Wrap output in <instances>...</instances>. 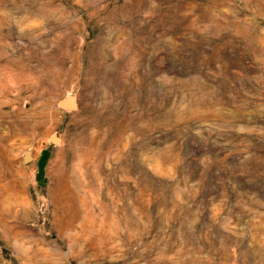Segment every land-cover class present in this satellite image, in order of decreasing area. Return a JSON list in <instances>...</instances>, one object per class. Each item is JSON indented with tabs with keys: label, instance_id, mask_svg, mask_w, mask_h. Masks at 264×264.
I'll use <instances>...</instances> for the list:
<instances>
[{
	"label": "rangeland",
	"instance_id": "1",
	"mask_svg": "<svg viewBox=\"0 0 264 264\" xmlns=\"http://www.w3.org/2000/svg\"><path fill=\"white\" fill-rule=\"evenodd\" d=\"M0 264H264V0H0Z\"/></svg>",
	"mask_w": 264,
	"mask_h": 264
},
{
	"label": "water",
	"instance_id": "2",
	"mask_svg": "<svg viewBox=\"0 0 264 264\" xmlns=\"http://www.w3.org/2000/svg\"><path fill=\"white\" fill-rule=\"evenodd\" d=\"M58 107L62 110L67 111H76L80 108V99H79V93L78 91H68L62 98L58 100ZM58 140L60 141V138L57 136L56 133H54ZM29 157L27 162L32 160V151L29 150Z\"/></svg>",
	"mask_w": 264,
	"mask_h": 264
}]
</instances>
